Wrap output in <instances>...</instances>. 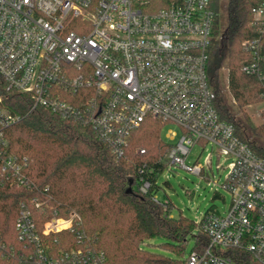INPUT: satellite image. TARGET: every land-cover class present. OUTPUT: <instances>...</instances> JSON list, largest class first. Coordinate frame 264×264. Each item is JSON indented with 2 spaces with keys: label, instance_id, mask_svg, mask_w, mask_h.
<instances>
[{
  "label": "built area",
  "instance_id": "1",
  "mask_svg": "<svg viewBox=\"0 0 264 264\" xmlns=\"http://www.w3.org/2000/svg\"><path fill=\"white\" fill-rule=\"evenodd\" d=\"M211 2L0 0V75L8 92L32 95L33 109L46 107L88 126L117 158L126 156L133 132L147 120H160L162 131L174 125L163 137L170 145L166 165L158 167L160 158L138 167L139 192L169 212L171 201L159 195L160 177L182 168L209 178L216 156L217 168L227 170L222 186L232 193L225 213L208 210L195 220L208 244L175 264H235L223 253L231 247L250 251L264 264V158L218 111L208 74L215 24ZM252 12L258 35L241 43L247 53L241 72L261 82L264 101V0ZM2 100L0 184L27 193L14 221L18 245L7 248L0 234V250L13 264H110L105 251L77 229L78 212L61 215L53 208L49 186L28 174L26 156L11 151L8 130L22 117ZM197 146L209 153L203 162L189 164ZM68 231L75 233L76 245L56 246L57 234Z\"/></svg>",
  "mask_w": 264,
  "mask_h": 264
},
{
  "label": "trees",
  "instance_id": "2",
  "mask_svg": "<svg viewBox=\"0 0 264 264\" xmlns=\"http://www.w3.org/2000/svg\"><path fill=\"white\" fill-rule=\"evenodd\" d=\"M260 1L212 0L215 24L208 74L221 117L232 122L240 138L264 158V122L255 124L245 111L248 104L263 101L262 84L241 72L247 59L241 43L258 35L252 24V9ZM224 65L229 68L232 95L223 92L221 68ZM0 97L3 107L22 117L8 130L11 151L26 156L30 162L28 174L40 186H49L53 208L59 209L61 215L71 210L78 212L82 222L77 229L88 237L87 242L105 251L110 264H175L176 260L143 250L145 240L158 237L177 255H184L193 232H196L197 249L208 244L207 234L199 230L194 220L183 214L170 216L172 204L166 212L162 205L137 188L140 165L157 163L160 158L163 162L158 167L166 165L165 154L170 145L161 135L160 120L149 119L136 129L126 156L117 158L109 144L79 120L64 119L42 106L33 109L31 94L8 92L1 75ZM140 147L146 149L144 155L137 153ZM26 193L21 186L0 184V234L7 248L18 245L14 221ZM57 235L56 246L66 249L76 245L74 232ZM223 253L235 264H262L243 248L231 247ZM0 264H13L2 250Z\"/></svg>",
  "mask_w": 264,
  "mask_h": 264
},
{
  "label": "rangeland",
  "instance_id": "3",
  "mask_svg": "<svg viewBox=\"0 0 264 264\" xmlns=\"http://www.w3.org/2000/svg\"><path fill=\"white\" fill-rule=\"evenodd\" d=\"M221 72L224 80L223 92L228 91L231 94L229 87V68L224 65L221 68ZM234 103L236 102L234 101ZM245 111L255 124L264 122L262 113L264 111V101L248 104ZM170 127H174V125H166L163 128L162 137H164L165 130ZM178 139L179 137L175 139V142ZM208 153L209 150L202 152L201 148L197 146L193 149L187 161L189 164H192L196 160L203 162ZM221 162L222 159L220 160ZM216 164L217 158L215 156L213 159V169L209 172V178H201L182 168H177L168 179L164 175L160 177L162 188L159 195L160 197H167L171 201L173 216L183 214L187 218L195 221L197 217L208 210H215L221 214L226 212L232 201V193L229 189L222 186L227 171L226 168H217ZM209 180L211 183H216V185H213V188L211 187L212 184L208 185ZM215 187L217 191H215ZM195 235L196 232H193L188 237L184 255H177L165 245L164 239L160 237L145 240L142 248L146 252L160 254L178 261L189 255L195 247Z\"/></svg>",
  "mask_w": 264,
  "mask_h": 264
}]
</instances>
